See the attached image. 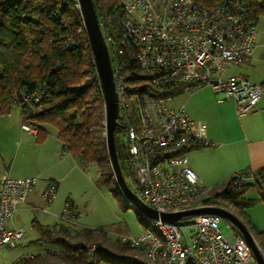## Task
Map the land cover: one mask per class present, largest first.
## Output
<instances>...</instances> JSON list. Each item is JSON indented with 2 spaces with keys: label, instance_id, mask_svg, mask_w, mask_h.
Wrapping results in <instances>:
<instances>
[{
  "label": "built area",
  "instance_id": "1",
  "mask_svg": "<svg viewBox=\"0 0 264 264\" xmlns=\"http://www.w3.org/2000/svg\"><path fill=\"white\" fill-rule=\"evenodd\" d=\"M108 16L109 20L101 19L99 24L111 61L118 122L125 129L126 150L137 179L131 190L159 215L204 206L227 209L209 200V189L201 185L189 163L190 149L210 144L203 135L206 125L190 118L183 106H170L175 96L169 92L210 86L219 101L233 103L238 116L257 111L264 94L262 85L245 74L228 73L250 60L257 46L256 22L240 0H216L211 5L203 0H116ZM21 128L37 134L29 123L21 122ZM37 179L4 178L0 252L24 240L25 231L12 228L10 220L28 200ZM57 189V182L47 179L42 200L52 202ZM125 201L136 209V203L126 197ZM80 215L67 199L58 222L74 227ZM139 215L144 231L119 237L140 252L115 255L127 264H257L237 229L231 236L222 231L219 215L182 217L193 219L186 224L142 210ZM185 225L190 227L187 233L182 230ZM21 259L17 257L12 264Z\"/></svg>",
  "mask_w": 264,
  "mask_h": 264
},
{
  "label": "trees",
  "instance_id": "2",
  "mask_svg": "<svg viewBox=\"0 0 264 264\" xmlns=\"http://www.w3.org/2000/svg\"><path fill=\"white\" fill-rule=\"evenodd\" d=\"M102 1L96 11L109 20L116 0ZM215 1L203 0L207 5ZM240 1L255 22L264 15V0ZM93 2L97 6V0ZM261 85L264 90V82ZM183 92V88H177L169 93L177 96ZM14 105L20 108L21 122L36 127L37 140L46 136L45 126L52 125L63 152L70 153L82 166L99 164L102 157L108 160L105 138L95 135L99 119L104 118V97L77 0H0V115ZM117 120L120 122V117ZM114 137L122 174L125 176L126 170L134 173L125 129L116 127ZM110 181L103 171L97 184L109 186ZM134 183L136 187L135 173ZM250 190L258 196L247 197ZM113 191L119 195L118 190ZM209 200L232 206L264 254V231L252 225L244 213L255 202L264 201V167L232 174L212 189ZM33 224L38 237L31 243L56 248L24 257L19 264H88V248L82 239L99 231L86 227L74 231L75 227L63 222L48 226L33 220ZM101 234L106 237L104 231ZM122 245L124 248L128 244ZM96 258L100 263L127 264L106 252Z\"/></svg>",
  "mask_w": 264,
  "mask_h": 264
},
{
  "label": "crops",
  "instance_id": "3",
  "mask_svg": "<svg viewBox=\"0 0 264 264\" xmlns=\"http://www.w3.org/2000/svg\"><path fill=\"white\" fill-rule=\"evenodd\" d=\"M203 87L190 92L188 99L192 101L188 110L184 104L178 107L183 106L190 118L206 125L203 135L210 144L190 149L187 155L201 185L213 189L240 170L264 167V94L257 111L238 116L231 101H219L212 88L206 86L208 88L204 90ZM76 162L79 161L74 156L63 152L55 127L47 129L46 136L39 141L36 135L21 128L19 106L14 105L8 113L0 115V188L5 177L36 176L39 179L28 200L13 213L10 226L18 228L16 225H20L21 217L39 206H44V212L40 214V219L36 217L34 220L43 225L54 224L41 222L48 217V204L41 198L44 181L55 180L61 191L62 172L75 166ZM64 196H67L66 193ZM247 197L257 196L251 197L247 193ZM253 205L244 209V213L252 225L264 231V219H253L249 213Z\"/></svg>",
  "mask_w": 264,
  "mask_h": 264
},
{
  "label": "rangeland",
  "instance_id": "4",
  "mask_svg": "<svg viewBox=\"0 0 264 264\" xmlns=\"http://www.w3.org/2000/svg\"><path fill=\"white\" fill-rule=\"evenodd\" d=\"M152 1L155 3H159L161 0ZM101 3L104 2L102 0H97V6H95L94 3L95 8L101 7ZM97 15L99 19H102L101 15H99L98 13ZM256 30L257 46L251 56L250 61L245 62L244 64H241L239 66H234L230 68L228 73L245 74L251 81L256 83H262L264 82V15L259 16L256 22ZM207 88L208 87L206 86L203 87L204 90ZM191 91L183 92L182 94L176 96L173 100L169 101L168 104L172 107H178L184 104L186 110H188L191 104L190 101H192V99H188ZM200 91L204 92L203 90ZM45 128L46 130H49L54 128V126L47 125L45 126ZM96 128L97 130L95 132V135L98 137L102 136L105 138L104 118L99 119V123ZM103 171L111 180L109 186H99L97 184V179ZM127 171L128 170H126L125 176L123 175V177L126 180V183L129 188L134 189L135 172L132 173V171ZM62 174L63 181L61 183V191L59 190V188L57 189L54 199L48 204L47 207L46 216L48 217L45 220L41 219V222L44 224H52L58 222L60 220L59 218L62 212L64 202L67 200V198H70L81 212V215L76 219V226H74L75 228H73L74 231L81 230V228L83 227L92 228L99 231L97 234L94 233L87 239H82V241L88 248L87 253H89L90 263L107 264L104 261L100 263V261H98L96 258V256H100V254L104 255L105 252L114 258H116L115 255L117 254H140L137 249L131 248L129 247V245L122 248L125 245H122L124 244V242L120 241L119 239L121 235H128L130 237L138 236L144 231L145 226L140 218L139 213L133 208V206H127V202L125 201L126 196L119 189L116 183V179L112 171L109 157L108 160L102 157L99 164L90 163L88 165L82 166L79 162H76L75 166L66 168L62 172ZM38 180L39 179H37V182ZM44 182L46 183V181ZM206 188L209 189V192L211 194L212 188ZM115 189L118 190L122 203L120 202L119 195L114 193L113 190ZM65 193L67 195L66 197L64 196ZM248 195L251 197L258 196L255 190H250L248 192ZM262 202L264 201H259L250 208L249 213L251 214L253 219H264V203ZM222 206L235 213V210L234 208H232V206H227L226 204ZM42 207L43 208L39 206V208L36 210L30 209L24 214V216L21 217V220L19 222L20 225H16V227H20L25 231L24 240L21 244L15 247L6 248L1 251L0 264H12L15 259L19 256V254L22 258H24L27 256L29 257L32 254L45 253L46 248H51V250L56 248L47 244L37 246L31 243L32 240L38 237V231L33 224V220L36 217L40 219V214L44 212V206ZM54 211L56 212L53 217ZM219 225L222 231L228 236L233 235L234 231L236 230L233 224L225 218L221 219ZM228 225H232V229H229ZM189 229L190 227L186 225L182 228L185 233H187ZM102 231L106 233V237L101 234ZM68 240L70 242L74 241L70 238H68Z\"/></svg>",
  "mask_w": 264,
  "mask_h": 264
},
{
  "label": "water",
  "instance_id": "5",
  "mask_svg": "<svg viewBox=\"0 0 264 264\" xmlns=\"http://www.w3.org/2000/svg\"><path fill=\"white\" fill-rule=\"evenodd\" d=\"M78 8L82 16L84 29L87 35L88 43L93 55L94 63L97 69L100 87L104 97V127L105 142L107 154L110 160L112 171L116 183L123 194L131 201L137 204L136 211H144L150 216H160L161 219L175 223L186 224L193 219L181 220L185 216H195L202 213H212L229 220L233 226L242 234L249 245L257 264H264V256L261 253L257 243L247 226L241 221L234 212L217 206H204L181 210L171 213H161L160 215L151 207L141 203L136 194L127 185L117 157L114 131L116 127H121L118 122V98L113 82L111 61L107 46L102 36L98 15L93 0H77Z\"/></svg>",
  "mask_w": 264,
  "mask_h": 264
}]
</instances>
